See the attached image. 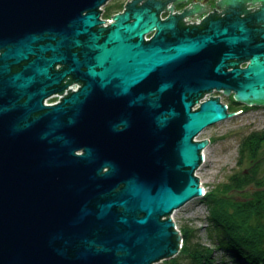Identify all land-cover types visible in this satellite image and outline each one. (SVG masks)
<instances>
[{"label":"water","instance_id":"1","mask_svg":"<svg viewBox=\"0 0 264 264\" xmlns=\"http://www.w3.org/2000/svg\"><path fill=\"white\" fill-rule=\"evenodd\" d=\"M180 1L131 0L102 26L108 0H0V264L179 253L171 215L204 193L210 140L194 139L236 116L220 96L195 102L225 90L264 106V34L255 43L244 21L186 26L187 12L162 20Z\"/></svg>","mask_w":264,"mask_h":264},{"label":"trees","instance_id":"2","mask_svg":"<svg viewBox=\"0 0 264 264\" xmlns=\"http://www.w3.org/2000/svg\"><path fill=\"white\" fill-rule=\"evenodd\" d=\"M122 7V4L114 6L107 15ZM263 145L264 129L244 137L238 162L242 169L220 190L205 197L211 213L210 237L215 248L205 247L199 241V231L185 225L181 230L182 250L171 264H215V250L231 251L233 255H226L231 261L264 264V174H261L263 159L260 156Z\"/></svg>","mask_w":264,"mask_h":264},{"label":"rangeland","instance_id":"3","mask_svg":"<svg viewBox=\"0 0 264 264\" xmlns=\"http://www.w3.org/2000/svg\"><path fill=\"white\" fill-rule=\"evenodd\" d=\"M126 1L128 0H110V3L108 1L105 6L100 8L101 10L103 8L101 19L109 17L111 18L113 14L107 15V11L118 4H125ZM112 11L115 13L117 12L115 9ZM198 22L199 21L196 20L192 23L197 25ZM221 92H225V90H220L215 93H212L211 91L208 95L205 94L204 97L199 99V102H196L194 107L195 111L200 107L201 103L208 101V98L211 96H220L222 104L227 106L228 113L236 114V116L228 120L205 129L194 139V141H204L207 139L210 140L207 147L201 153L204 156L203 164L196 172V176L200 178V183L205 187L207 193H215L216 191L220 190V187L228 183L230 177L234 173L240 171L241 167L238 166L239 148L243 138L252 132L261 131L264 129V107L258 110L253 109L246 111L247 108H243V103L241 104V102L235 100V102L232 104V102L225 98ZM260 156L263 159V163L261 165L263 169L261 170V174L263 175L264 147L261 150ZM204 200L205 197L192 200L184 207L176 210V212L171 215V218H173V221L177 227L176 230L179 231L180 234H182L181 230L183 226L189 225L190 227H193L199 231V241H201L205 247L214 248L215 246H213L212 238L210 237L211 213ZM182 247L183 242L181 245V250ZM230 252L231 251H229V253ZM229 253H227L225 250H215V264H246L245 261L242 260L231 261L230 257L226 256L233 255ZM172 259L173 258L164 259L155 264H171Z\"/></svg>","mask_w":264,"mask_h":264},{"label":"flooded vegetation","instance_id":"4","mask_svg":"<svg viewBox=\"0 0 264 264\" xmlns=\"http://www.w3.org/2000/svg\"><path fill=\"white\" fill-rule=\"evenodd\" d=\"M171 6L175 7V10L173 9L174 12L170 10L171 8H169V5V7L161 13L160 17L162 20H166V18L170 17L171 15L178 16L187 12L191 13L190 16L182 18V22L186 26L193 25L194 23L192 22H195L196 20L199 21L197 25H201L208 18L221 20L225 24L233 23L235 21H244L247 28L251 30V36L255 43L261 42V37L264 34V0H238L235 2L233 0H182L176 4H172ZM153 35L154 32L150 34L151 38ZM233 62L238 63L239 67L241 68L246 67V64L248 63L247 60ZM24 64L26 63L19 65V68L16 70H21ZM57 69L64 70L66 69V65H56L53 69V72H56ZM215 92L218 91H212V93ZM221 93L225 98L229 99L232 104L235 102V100H237L235 98L234 92L230 94L227 93V91ZM52 99L53 97L49 96L45 99V101ZM220 102L222 103L221 100ZM195 105L193 106L192 110H194ZM243 106V108H247L246 111L253 109L258 110L264 107L247 105L244 103Z\"/></svg>","mask_w":264,"mask_h":264},{"label":"bare ground","instance_id":"5","mask_svg":"<svg viewBox=\"0 0 264 264\" xmlns=\"http://www.w3.org/2000/svg\"><path fill=\"white\" fill-rule=\"evenodd\" d=\"M128 1H131V0H128ZM128 1H126V3L128 2ZM126 3L124 4V3H122L123 4V9L125 10V5H126ZM173 4V2H170L169 3V5H170V7H172L171 5ZM118 5H120V4H118ZM123 9H120V10H118L115 14H118V13H122L123 12ZM174 10H175V7H174ZM58 68H59V66H58ZM82 85L79 83V82H73L69 87H68V89H72V88H74V89H79L80 87H81ZM72 92H74L75 90H71ZM59 95H60V93H56V94H53L51 97H53V101L52 100H46L45 101V104L46 105H55V104H58V103H60L61 102V97H59ZM51 101V102H50ZM47 102L48 103H52L53 102V104H47ZM205 154V153H204ZM203 164V163H202ZM198 171V170H197ZM196 171V172H197ZM202 186V185H201ZM202 188H204V193H203V196L201 197V198H203V197H206V195L208 194L207 192H206V189H205V187L204 186H202ZM176 212V211H175ZM174 212V213H175ZM173 213V214H174ZM172 214V215H173ZM172 220H173V218H172ZM177 228V227H176ZM183 237V236H182ZM211 248H213V247H211ZM215 248V247H214ZM213 248V249H214ZM180 252H181V249H180V251H179V253L176 255V257L180 254Z\"/></svg>","mask_w":264,"mask_h":264},{"label":"built area","instance_id":"6","mask_svg":"<svg viewBox=\"0 0 264 264\" xmlns=\"http://www.w3.org/2000/svg\"><path fill=\"white\" fill-rule=\"evenodd\" d=\"M109 1V3H110V0H108ZM171 8V7H170ZM102 10H103V8H102ZM123 11H124V9H123ZM174 12V11H173ZM113 15H115V13H113ZM113 15H112V17H113ZM112 17L110 18H103L102 20L103 21H106V22H104L103 23V25L102 26H109L111 23H113V19H112ZM167 19V18H166ZM145 39H146V41H149L150 39H151V36H150V34H147L146 36H145ZM73 90H75V91H78V89H74V88H72ZM71 89V90H72ZM70 89H67V90H65V92L63 93V94H60L59 95V97H65V95L66 94H68V91H69ZM208 95V94H207ZM47 104H53V102L52 103H48L47 102Z\"/></svg>","mask_w":264,"mask_h":264}]
</instances>
